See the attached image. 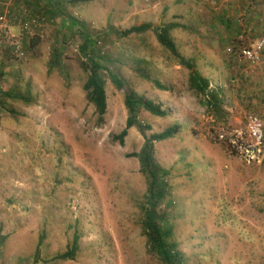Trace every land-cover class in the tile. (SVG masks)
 Instances as JSON below:
<instances>
[{
  "label": "rangeland",
  "instance_id": "obj_1",
  "mask_svg": "<svg viewBox=\"0 0 264 264\" xmlns=\"http://www.w3.org/2000/svg\"><path fill=\"white\" fill-rule=\"evenodd\" d=\"M62 2L42 32L25 37L22 57L0 44V88L30 85L35 96L32 104L0 100V264H165L149 248L142 209L148 177L130 154L175 123L181 129L155 141L154 157L170 169L172 205L165 201L160 210L174 224L184 264H264V152L253 148L246 128L252 114L264 121V46L256 64L239 57L264 37V0ZM72 17L86 24L96 55L126 84L116 87L103 72V120L86 97L88 56ZM145 22L179 24L171 36L210 88L221 90L223 113L209 111L190 70L154 29L124 35ZM130 89L167 114L140 109L149 127L129 128L121 143L114 136L126 126ZM75 235L76 258L58 259Z\"/></svg>",
  "mask_w": 264,
  "mask_h": 264
},
{
  "label": "trees",
  "instance_id": "obj_2",
  "mask_svg": "<svg viewBox=\"0 0 264 264\" xmlns=\"http://www.w3.org/2000/svg\"><path fill=\"white\" fill-rule=\"evenodd\" d=\"M78 1V0H73ZM70 20V21H69ZM68 21L72 25H77L81 28L83 34V44L81 45V51L86 54L88 62H83V65L89 71L88 77L84 83V90L88 102L92 103L98 113L100 120L104 119V115L108 108V96L106 92V78L103 74L108 70L103 63L102 57H98L93 49L96 41L93 37L86 33V24L81 23L75 17H72ZM82 24V25H81ZM179 24L176 22H170L168 24L154 27L151 23L145 22L140 25H134L124 31V35L130 33H141L143 31L154 29L156 36L167 50H169L178 60L180 65L187 67L190 70V84L191 87L203 94L205 103L208 105L209 111H214V114L223 113L222 93L219 88L211 89L210 80L202 75L197 68L193 59H189L182 55L179 51L175 40L171 36V30L177 27ZM85 28V29H84ZM13 55H16L12 52ZM56 56V63L59 67L61 51L56 47L54 50ZM17 56V55H16ZM108 76L112 80L113 84L122 89L126 86L124 80L118 74H115L108 70ZM154 83L161 89H167L159 80H155ZM13 99L15 101L23 102L24 104H32L35 101V96L32 93L30 85H27L25 91L12 88L9 90H2L0 88V100ZM125 106L127 109L128 117L125 128L120 134L114 136L119 139L121 143L124 142V137L128 134V129L136 126L140 130L144 131L147 125H144L140 119V109L158 115L164 116L167 111L162 107V104L155 100L145 97L139 94L137 91L130 89L125 94ZM12 112H14L12 110ZM181 129V124L175 123L161 132L152 133L146 137L140 152H132L130 155L139 157L141 163V170L148 177V188L145 194V199L142 204L144 212V228L148 238L149 248L151 252H154L165 264H184V253L179 249L178 242L174 236V224L169 219L166 210H160L161 205L166 201V205L171 206L172 201H167L168 196V176L170 175V169L161 166L154 157L155 141L165 140L174 137ZM79 235H75L73 241L68 245V248L56 256L58 259L68 260L75 259L80 249ZM39 251V250H37Z\"/></svg>",
  "mask_w": 264,
  "mask_h": 264
},
{
  "label": "built area",
  "instance_id": "obj_3",
  "mask_svg": "<svg viewBox=\"0 0 264 264\" xmlns=\"http://www.w3.org/2000/svg\"><path fill=\"white\" fill-rule=\"evenodd\" d=\"M5 4V3H4ZM9 6L8 4H5ZM45 17L39 14L32 15L26 20L20 18L18 20V28L14 19L9 15V10L0 12V44L9 45L13 52L22 57L24 55L23 40L26 36H33L34 29L42 32ZM257 46H244L239 52V57L245 59L249 63L256 64L261 57V49L264 46V37L260 38ZM233 51V48H229ZM247 132L252 141L253 148L258 152H264V121L257 115L252 114L247 121Z\"/></svg>",
  "mask_w": 264,
  "mask_h": 264
},
{
  "label": "crops",
  "instance_id": "obj_4",
  "mask_svg": "<svg viewBox=\"0 0 264 264\" xmlns=\"http://www.w3.org/2000/svg\"><path fill=\"white\" fill-rule=\"evenodd\" d=\"M4 3L9 5H6V9ZM0 4V12L9 10V15L14 19L16 28H18L17 24L20 18L26 20L28 17L36 14L46 17L48 12L52 13L56 9L62 10L65 3L62 0H14L13 3L11 0H0Z\"/></svg>",
  "mask_w": 264,
  "mask_h": 264
}]
</instances>
